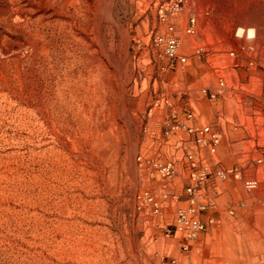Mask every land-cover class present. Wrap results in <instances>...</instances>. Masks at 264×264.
Segmentation results:
<instances>
[{
	"label": "rangeland",
	"instance_id": "374dc122",
	"mask_svg": "<svg viewBox=\"0 0 264 264\" xmlns=\"http://www.w3.org/2000/svg\"><path fill=\"white\" fill-rule=\"evenodd\" d=\"M166 1L0 0V264H264V0H192L162 22ZM156 34L178 37L186 67L156 70ZM201 89L220 92L200 116L222 134L220 165L242 175L184 252L167 237L183 177L153 217L136 195L164 182L137 159L182 157L153 144L149 108L161 90Z\"/></svg>",
	"mask_w": 264,
	"mask_h": 264
},
{
	"label": "built area",
	"instance_id": "2783aa9c",
	"mask_svg": "<svg viewBox=\"0 0 264 264\" xmlns=\"http://www.w3.org/2000/svg\"><path fill=\"white\" fill-rule=\"evenodd\" d=\"M190 1L192 0L164 2L159 10L161 21L167 22ZM191 23L195 24L194 18ZM193 32V28L188 29V33ZM153 41L154 46L163 51L165 58L153 60L152 64L159 73L188 65V58L179 54L178 37L156 34ZM197 53H201V50L199 49ZM224 85V81H221V86ZM219 94L220 92L201 89L195 96L191 92H183L179 97H174L168 91L161 90L148 112L149 117H159L158 123L162 129L160 134H153L152 141L153 144L164 146L168 150L179 149L182 151V157L180 159L170 157L165 162L143 155H139L137 159L140 168L146 170L150 177H159L164 182L160 196L150 189H142L136 195L138 210H148L153 217L160 216L162 210L169 207V203L179 201L181 195L172 192L169 185L173 177H183L185 188L182 197L185 204L176 207L174 223L172 229L167 232V237L177 239L180 249L184 252H188L198 237L218 222L214 213L219 209L217 197L222 193L221 185L232 178L239 179L242 175L238 167L225 168L220 165L218 149L222 134L213 125L203 122L200 116L198 105L200 98L206 96L210 100H215ZM148 129L149 124H146L145 130ZM257 164H263V159H258ZM257 186V181L246 182V187L250 191ZM261 203L264 205V200ZM205 214L210 215L207 220L202 218ZM228 214L235 215L234 209L230 208ZM176 262L173 261L174 264Z\"/></svg>",
	"mask_w": 264,
	"mask_h": 264
},
{
	"label": "clouds",
	"instance_id": "9594fccd",
	"mask_svg": "<svg viewBox=\"0 0 264 264\" xmlns=\"http://www.w3.org/2000/svg\"><path fill=\"white\" fill-rule=\"evenodd\" d=\"M238 31H243V29H240V30H238ZM251 34H253L254 35V33H255V29H249L248 30Z\"/></svg>",
	"mask_w": 264,
	"mask_h": 264
},
{
	"label": "crops",
	"instance_id": "0c3cea01",
	"mask_svg": "<svg viewBox=\"0 0 264 264\" xmlns=\"http://www.w3.org/2000/svg\"><path fill=\"white\" fill-rule=\"evenodd\" d=\"M200 103H198V105H199ZM199 108H200V105H199ZM183 204H185L184 202H183Z\"/></svg>",
	"mask_w": 264,
	"mask_h": 264
}]
</instances>
